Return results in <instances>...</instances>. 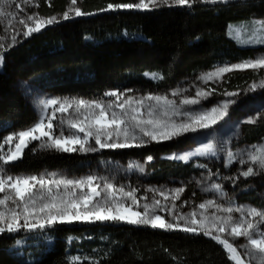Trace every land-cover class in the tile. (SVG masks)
Returning <instances> with one entry per match:
<instances>
[{
    "label": "trees",
    "instance_id": "obj_1",
    "mask_svg": "<svg viewBox=\"0 0 264 264\" xmlns=\"http://www.w3.org/2000/svg\"><path fill=\"white\" fill-rule=\"evenodd\" d=\"M70 0H37L41 18L62 15ZM133 0H77L84 13L25 37L4 50L0 66V154L4 139L30 128L37 116L18 86L21 82L45 89L58 98H99L132 85L145 73L163 77L164 88H174L198 71L221 63H239L264 48H241L228 35L231 24L264 19V0L228 3L195 2L151 10L107 9L108 4ZM126 32L132 35L123 38ZM250 73H232L229 90L242 86ZM264 138V117L241 130V144ZM192 145L188 137L150 143L140 148L82 157L77 152L43 153L30 145L11 168L15 175L36 176L44 171L89 174L101 160L127 163L145 161L164 179L170 173L188 174L191 166L162 160L164 155ZM255 192L244 199L253 205ZM45 235L51 245L40 244L21 256L17 241ZM29 243L32 240L28 241ZM44 243V242H43ZM74 258H79L74 261ZM0 264H234L218 243L204 235L171 232L127 223L57 224L30 233L21 229L0 234Z\"/></svg>",
    "mask_w": 264,
    "mask_h": 264
},
{
    "label": "snow or ice",
    "instance_id": "obj_2",
    "mask_svg": "<svg viewBox=\"0 0 264 264\" xmlns=\"http://www.w3.org/2000/svg\"><path fill=\"white\" fill-rule=\"evenodd\" d=\"M25 2L27 3L28 0H25ZM195 2L196 0H138V2L134 0L132 3L116 5L110 3L107 5V9L151 10L161 5L191 7ZM201 2L215 4L228 3L229 0H201ZM76 4L77 0H70V5L75 6ZM14 5L20 8V5L16 4L15 0H0V17H14L16 15L15 12H5V8H12ZM21 11H23L22 8ZM70 12H74L76 16L91 14L82 12L79 7L70 6L62 14L63 19H68ZM18 22L23 26L24 30L22 32L21 30H15V34L11 37L13 45L17 43V35L22 34L24 37H28L33 33H39L42 28L57 22V18L52 16L44 19L38 17L35 13H26L24 18ZM252 24L258 25V31L264 33V20H253ZM258 42L264 44V38ZM6 47L7 45L0 44V48ZM3 60V53L0 52V66L3 65ZM245 69L257 71L264 69V56L245 60L238 64H226L223 67H217L215 71L202 75L200 79L207 82L210 79L220 78L224 73ZM145 75L152 78L157 77V73H145ZM159 78L163 79L162 76ZM258 86L264 88V78L261 79L259 85L256 83L251 84L248 90L253 91ZM172 94L177 95L176 92ZM222 94L228 97L239 95L237 92L227 91ZM105 95L116 97L117 100H119L120 96L115 91L107 92ZM208 95L209 93L198 89L196 98L186 97L180 103L183 105H195L201 99H206ZM147 99L156 101L157 106L163 102V111L157 113L155 107L150 105L145 116L141 111L144 101H136L137 106L133 107L132 98H125L119 103L110 102L107 108L96 101H85L83 99H64L60 101L49 99L43 102V104L45 108L52 107L53 111L46 117L42 115L30 128L7 136L4 139L5 144H10L14 140H18V142L15 143V151L9 148L8 154H0V161L8 164L20 159L23 148L27 147L30 141H40L44 137L47 138V142L42 144L41 147L54 148L62 152H95L97 151L96 146H99L100 149L141 147L148 142L143 137L156 142L171 140L184 133L195 132L197 128H210L224 118L229 104L236 102L235 100L225 101L222 107H212L208 111L190 116L189 122L177 123L170 118H165L169 116V108L172 109V115L176 114L175 101L168 100L164 96L152 95H149ZM73 107H75L78 113L81 109H85L82 120L69 121L70 126L77 130V134L64 135L62 130L57 133V125L53 123L54 120H57L56 114L66 113ZM116 108H119V113L115 111ZM97 109H99L98 112L96 111ZM109 109H112V111L109 112ZM125 117L128 119H125ZM248 122L254 123L255 120L250 119ZM137 129L142 136L136 135ZM78 133H83V137ZM90 139H94V145L89 144ZM73 145H79V148L73 147ZM253 148L255 151L248 153L249 160L252 165H257L261 171H264V146L254 145ZM209 153L216 155L214 145L211 143L197 148L192 153L181 156L173 155L169 158L187 162L190 156H204ZM233 157L234 153L229 151L227 153L229 164L233 161ZM147 159L150 161L152 157L149 156ZM240 163L244 164L245 161L241 159ZM199 166L205 167L203 164ZM140 171H143V168H140ZM256 174L258 173L254 171L252 166L240 172V175L244 178ZM97 179V177L92 175L79 180L46 179L38 176L13 177L7 175L5 177L0 175V193H5L0 198V234L5 232L15 233L21 229L32 232L37 229L44 230L46 227H52L57 224H71L73 222L89 224L97 222L127 223L133 226H150L152 229L164 231L179 230L195 235L203 234L205 237H209L222 245L228 253V259L234 261V264H245L239 248L245 250V253L249 257V264L253 260L259 261V264H264V229L261 228V225H264V209L258 210L257 208L249 207L245 210L243 206H238L234 209L231 206L224 207L213 200H208L199 204V208L206 210L207 207L215 204L218 211L228 214L236 211L240 212L241 215L238 219H234L232 215H225L213 216L209 220L203 213L197 217V213L193 211L190 220L180 217V219H185L186 221L185 225L181 227L178 222H168L164 217L155 214V206H159L160 201H155L151 210L148 204L143 205L142 212L134 210L133 206H138L134 190L124 191L123 187L117 190L111 182H105L101 186V184L96 183ZM226 179L235 178L226 177ZM37 185L39 186L38 189ZM61 186L64 189L63 193L59 191ZM101 187H103V194L101 191H98ZM212 187L218 192H222L221 184H213ZM117 191H119V195H117ZM182 191V188L175 189L177 194ZM125 198L130 199L132 204L127 205ZM176 198H179L178 195ZM9 201L16 207H10ZM17 208H21V211H17ZM214 233H227V236L221 238L219 234ZM228 237H231L232 240L243 237L245 238V243L235 245L233 242H230ZM17 243L19 244L20 241H17ZM77 259L79 258H74V261Z\"/></svg>",
    "mask_w": 264,
    "mask_h": 264
},
{
    "label": "rangeland",
    "instance_id": "obj_3",
    "mask_svg": "<svg viewBox=\"0 0 264 264\" xmlns=\"http://www.w3.org/2000/svg\"><path fill=\"white\" fill-rule=\"evenodd\" d=\"M134 1V0H133ZM236 1V0H229ZM138 2V0H135ZM196 2H201V0H196ZM16 4L20 5V8L15 7L5 8V12H15V16H5L0 17V44L7 45L6 48H0V52H3L6 49L14 47L18 42H20L25 37L20 34L17 35V43L14 45L11 43V37L15 34V30H24L23 26L19 24V20L24 18L25 14H37V0H28L26 3L25 0H15ZM204 3V2H203ZM212 4V3H207ZM79 7L77 4L75 6L70 5V1L67 5L66 10L69 7ZM168 6V5H161ZM21 8L23 11H21ZM159 8V7H155ZM152 8V9H155ZM77 17L74 12L69 13V18ZM57 22L51 24L55 25L56 23L63 21L62 15L56 16ZM46 19V18H44ZM253 20H264L261 18H252L249 21L242 22L239 24H231L228 28L229 37L237 43L241 48H264V44L259 43L262 38H264V33L258 31L259 26L253 25ZM31 23V22H29ZM48 25V26H51ZM46 26V27H48ZM44 27V28H46ZM42 28V29H44ZM132 35L124 32L122 34L123 38H129ZM264 56V50L256 51L254 57L251 59L259 58ZM249 60V59H248ZM243 62V61H242ZM241 63V62H239ZM232 65L230 63H221L215 65L209 70H202L195 73L193 76L186 78L181 81L174 88H164L161 85L160 75L157 74L156 78L151 76H146L145 74L141 75L135 83L125 88H122L120 91H115L119 96V100L116 97H109L103 95L99 98H80V97H68V98H58L51 94L45 89H40L35 86H30L27 83L21 82L18 86L19 90L23 94L24 98L27 100L31 108L34 110L37 120L43 116H47L53 111L52 107L45 108L43 102L49 99H57L63 101L64 99L73 100V99H83L85 101H96L103 104L106 108L110 102L119 103L125 98L133 99V107L137 106L136 101L143 100V107L141 111L146 116L149 106H153L156 109L157 113H161L164 109V104L161 102L157 106L156 101L148 100L149 95L152 96H164L168 100L176 102V114L172 115V109L169 108V116L165 117L166 119H171L177 123L180 122H189V117L194 116L198 113L208 111L212 107L220 106L222 107L225 101L235 100V103H230L228 106L227 114L223 119L219 120L215 125L211 126L208 129L197 128L195 132L184 133L178 137H174L171 140H175L181 137H188L192 145L186 147L183 150L176 151L162 157V160H167L174 162L176 165H187L191 166L188 174L183 175L176 170L170 173L164 179H159L155 177V170H150L149 164L153 163V159L150 161L146 159L145 161L131 160L127 163H121L114 161L112 159L101 160L99 163L95 164L90 173L82 176H75L71 173L65 171H44L38 177H44L46 179H70V180H79L86 178L89 175L97 177L96 183L103 185L105 182H111L115 185L116 189L119 190L123 187L124 191L134 190V195L137 198L138 206H133L134 210L143 211V205L148 204L150 210L154 206L155 201H160L159 206H155V214H158L166 219V221L171 223H179L181 227L185 225V219H180V217H185L191 219V213L195 211L197 217L203 213L205 216L211 220L213 216H225L232 215L234 219H238L241 215L240 212L234 211L231 214L218 211L216 205L213 204L207 207L206 210L199 208V204L204 203L208 200H213L216 203L223 205L224 207L231 206L234 209L238 206H243L245 210L249 207L257 208L258 210L264 209V171H261L257 165H252L249 160L248 153L254 152L255 149L253 146H264V138L258 140L254 144L242 145L241 144V130L245 125H255L258 121L264 117V88L259 86L253 90L249 91V86L253 83L259 85L262 78H264V69L261 70H234L231 72L224 73L218 79H210L207 82L200 79V77L206 73L213 72L217 67H223L224 65ZM238 64V63H234ZM250 73L247 81L242 84V86H236L234 90H229L224 86L226 78L232 73ZM150 74V73H149ZM202 90L203 92L209 93L206 99H201L198 104L195 105H183L180 103L184 98H196L197 90ZM237 92L239 93L236 97H228L223 95L224 92ZM113 92V91H112ZM176 92L177 95L172 93ZM97 112L99 109L96 110ZM112 109H109L111 112ZM115 111L119 113V108H116ZM85 109H81L78 113L75 110V107L70 108L66 113H57V120H54L53 123L57 125L56 132L59 133L61 130L64 135L77 134V130L72 128L69 124V121H79L83 119V113ZM125 119H128L125 117ZM250 119H254V123H249ZM62 121V122H61ZM37 122V121H36ZM83 137V133H78ZM14 135V134H13ZM137 136H142L139 133V130H136ZM144 140L148 141L143 144L141 147L147 146L150 143H160L171 140H161L160 142L151 141L147 137H143ZM18 140H14L10 144H6L4 148L5 152L3 154H8V149L11 148L15 151V143ZM47 142V138L44 137L40 141H30L28 146L36 145V147L43 153H55L63 154L67 152L57 151L54 148L41 147L42 144ZM213 144L216 155H211V153L204 156H190L187 162L180 159H170L169 157L176 155L181 156L194 152L197 148L203 147L205 144ZM89 144L94 145V139L89 140ZM24 147L22 150L21 157L23 152L28 148ZM73 147L79 148V145H73ZM97 147L95 152H77L82 157L85 156H94L97 154L109 153L111 151H122L126 149H100ZM140 148V147H133ZM231 151L234 153L233 161L229 164L227 160V153ZM72 153V152H70ZM21 159V158H20ZM245 161L244 164L240 163V160ZM19 160V159H18ZM16 160V161H18ZM15 161L4 164L3 161H0V175L7 176L11 175L13 177H27L32 175H15L12 172V164ZM205 165V167H200L199 165ZM131 165V167H130ZM227 165V166H226ZM252 166L254 171L258 174L251 175L248 178H244L240 175L241 171L247 169V167ZM140 168H143V171H140ZM53 174H55L53 176ZM226 177H233L235 179H226ZM221 184L222 192L215 190L212 185ZM39 186L37 185V189ZM182 188L183 191L176 193L175 189ZM55 190V188H54ZM71 190V189H69ZM86 190V189H85ZM61 193L64 192L63 186L59 189ZM79 191V190H77ZM103 194V187L98 189ZM255 192L256 203L253 205L249 200L244 199L247 193ZM5 193H0V198L3 197ZM119 195V191H117ZM178 195V199L176 198ZM125 203L131 205L132 201L125 198ZM10 207H16L11 204L9 201ZM17 211H21V208H17ZM251 219V217H249ZM258 219V218H257ZM23 223V221H21ZM82 223V222H79ZM92 224V223H91ZM133 226V225H131ZM135 227H148L150 226H135ZM48 228V227H46ZM45 228V229H46ZM261 228L264 229V225H261ZM34 230L30 233L36 232ZM171 232H182L179 230H169ZM185 233V232H183ZM191 234V233H187ZM219 234L221 238H225L227 233H214ZM195 235V234H193ZM203 235V234H200ZM209 238V237H208ZM230 242H233L235 245H241L245 243V238L240 237L232 240L231 237H228ZM32 240L31 243L28 241ZM44 242V243H43ZM216 242V241H215ZM217 243V242H216ZM40 244L51 245V240L45 236H36L34 238H24L20 240V243L16 245L15 249L17 250V255L21 256L24 252L31 248L37 247ZM220 245V244H219ZM222 246V245H220ZM250 247V246H249ZM223 248V246H222ZM224 249V248H223ZM225 250V249H224ZM239 251L242 253V258L245 261V264H249V257L245 253L243 248H239ZM228 254V253H227ZM234 262V261H233ZM251 264H259V261L253 260Z\"/></svg>",
    "mask_w": 264,
    "mask_h": 264
}]
</instances>
